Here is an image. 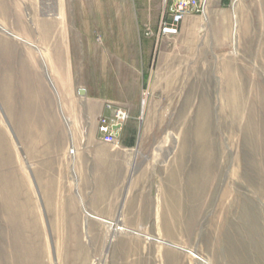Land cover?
<instances>
[{
  "label": "rangeland",
  "instance_id": "374dc122",
  "mask_svg": "<svg viewBox=\"0 0 264 264\" xmlns=\"http://www.w3.org/2000/svg\"><path fill=\"white\" fill-rule=\"evenodd\" d=\"M214 3L158 36L162 0H0V73L10 51L37 73L0 84V264H264V0ZM100 102L128 116L118 145L100 141ZM72 132L116 156L120 188L62 170ZM79 188L126 194L120 222L56 209Z\"/></svg>",
  "mask_w": 264,
  "mask_h": 264
},
{
  "label": "crops",
  "instance_id": "0c3cea01",
  "mask_svg": "<svg viewBox=\"0 0 264 264\" xmlns=\"http://www.w3.org/2000/svg\"><path fill=\"white\" fill-rule=\"evenodd\" d=\"M215 1L216 0H209L208 7L213 6L215 4L214 3ZM161 17L162 16L160 15L159 23H160ZM149 21L150 22L152 21L151 18ZM137 24L140 27H145V24L143 23V19H141V21L137 19ZM12 36H11L12 38L15 37L13 34ZM14 39H18V38L15 37ZM123 50L124 51L133 50V51H138V52H150L151 51L148 45H140V44H135V43L133 45H123ZM7 56L8 58H10L12 62L14 60V63H12L10 66H6V68L8 69V72L0 73V84L18 83L20 85H26L28 81L30 80V76L32 74L34 76L37 74L36 69H34L35 65L30 60V56L26 55L25 53L20 56L21 59L18 58V54L16 51L8 52ZM35 64L37 65L36 62ZM136 64L137 65H135V67L140 69L141 77L144 80L147 76V70L143 69L144 67L143 62L139 61V62H136ZM38 67H40L44 73L43 67L45 68V65L42 59ZM44 78L46 80L45 75H44ZM148 78H150V75H148ZM57 89L60 95L59 100H60V105H61L60 119L65 122L67 127L69 126V124L71 127L73 124H76L74 121L75 118L73 115V111L69 109L67 106L66 107L63 106L62 101H65L69 97V94L65 91L64 87L62 88L61 80H57ZM9 91H12V89H10ZM25 93L26 95H24V97H26L30 93V90L28 89L27 92L24 91V94ZM45 94L47 95V93ZM1 97L6 99L8 96L4 95ZM95 106H96V109H95L96 119H98V117L100 116H106V117L111 116V113L104 109V105H102L101 102L95 103ZM130 119H133V117H131ZM125 124L126 123L122 124L120 133L125 127ZM94 126L96 127V130H97V120ZM95 144H96L95 141L89 140V139L78 140L74 132H72V138L70 139L69 143L66 146L63 143L59 149L60 150L59 155L61 156L60 164H61L62 170L70 169L73 177L79 181V184H82V182L89 181L92 179L96 181V186L103 187L105 186L103 182L104 180H106L110 182V183H107L106 185L109 188L111 189L120 188L122 185H121V182L118 180L123 179V177L113 178L112 173H114V171H120V170L125 172L124 166L121 169L119 168L118 165L120 164L119 163L120 161L117 160L116 156L94 155L93 149L96 148L97 146ZM118 144H119V140L117 139L115 141V144L113 145H118ZM120 147L127 149L133 146L129 142L127 144H121ZM71 148L75 150L74 155L72 156L69 155V150ZM105 173L108 174L109 177L105 175ZM111 180H114V181L111 182ZM68 196H70V198H67V199L65 198L63 200L60 199V201L56 199L55 201H53V203L56 204V209H57V203H60L63 206L62 209L64 211L69 210V211L76 212L78 214V217L83 218L82 222H84V225H86L87 224L86 222L90 220L92 221L94 220V221L101 222L103 224H109V225L112 224L111 222L113 221L120 222L119 219L121 218V216L119 213L123 210L121 208V205L122 204L125 205L127 202L126 194H123L121 196L118 193H111V192L107 193L104 191H101V192L89 191V188H85V189L79 188L78 191H72L71 193L68 194ZM51 217H53L52 220L57 221V217L55 219H54V216H51ZM63 220L64 221L69 220V216H64ZM79 225L80 224L52 223V224H48L47 226L71 227V226H79ZM119 226L133 227V226H141V225L140 224H126V225L122 224Z\"/></svg>",
  "mask_w": 264,
  "mask_h": 264
},
{
  "label": "built area",
  "instance_id": "2783aa9c",
  "mask_svg": "<svg viewBox=\"0 0 264 264\" xmlns=\"http://www.w3.org/2000/svg\"><path fill=\"white\" fill-rule=\"evenodd\" d=\"M162 17L159 25L158 36L171 35L177 32L182 22L189 17L204 16L207 12L209 0H162ZM147 36L149 33L146 34ZM104 109L111 113V116H100L97 119V132L100 141L104 144H113L117 140L122 124L128 116L121 108L116 107L112 102H106ZM119 129H113L115 126ZM74 149L69 150V155H74Z\"/></svg>",
  "mask_w": 264,
  "mask_h": 264
},
{
  "label": "water",
  "instance_id": "95a60500",
  "mask_svg": "<svg viewBox=\"0 0 264 264\" xmlns=\"http://www.w3.org/2000/svg\"><path fill=\"white\" fill-rule=\"evenodd\" d=\"M5 33H6V32H5ZM46 80L48 81L50 87H51L52 90L54 91L53 86H52V84H51V81L48 79V77H46ZM77 93H78V95H79L80 97H83V96H85L86 91H85L84 89H78ZM0 110H1V109H0ZM2 114H3V113H2ZM119 128H120V126L118 125V126H115L113 129H119ZM11 134L13 135L12 132H11ZM116 137L118 138L119 135H116Z\"/></svg>",
  "mask_w": 264,
  "mask_h": 264
},
{
  "label": "bare ground",
  "instance_id": "6f19581e",
  "mask_svg": "<svg viewBox=\"0 0 264 264\" xmlns=\"http://www.w3.org/2000/svg\"><path fill=\"white\" fill-rule=\"evenodd\" d=\"M144 104H145V101L144 100H142V106H141V112H143V108H144Z\"/></svg>",
  "mask_w": 264,
  "mask_h": 264
}]
</instances>
